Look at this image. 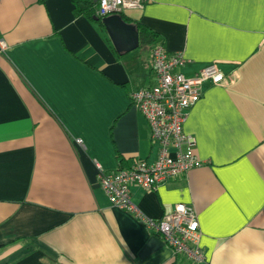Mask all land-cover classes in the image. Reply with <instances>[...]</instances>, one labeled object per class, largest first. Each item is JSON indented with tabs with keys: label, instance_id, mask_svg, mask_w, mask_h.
<instances>
[{
	"label": "crops",
	"instance_id": "obj_1",
	"mask_svg": "<svg viewBox=\"0 0 264 264\" xmlns=\"http://www.w3.org/2000/svg\"><path fill=\"white\" fill-rule=\"evenodd\" d=\"M74 11L0 0V264H192L167 247L141 259L155 234L99 182L158 158L131 102L155 85L156 45L186 77L216 64L226 81L203 85L184 125L203 166L132 200L152 219L192 206L207 264H264V0H145L125 22L156 41L123 53Z\"/></svg>",
	"mask_w": 264,
	"mask_h": 264
},
{
	"label": "built area",
	"instance_id": "obj_2",
	"mask_svg": "<svg viewBox=\"0 0 264 264\" xmlns=\"http://www.w3.org/2000/svg\"><path fill=\"white\" fill-rule=\"evenodd\" d=\"M144 4L145 0H100L98 15H122ZM186 63L182 55L169 54L161 45L154 47L149 66L155 85L134 92L131 102L149 123L152 141L160 148L158 158L153 163L135 161L112 173L101 170L99 182L113 207L134 214L175 256H183L192 264H207L200 246L199 217L192 206L180 203L172 213L152 219L136 207L131 193L132 187L155 191L159 185L203 166L195 151V140L184 131V125L201 99L203 85L223 84L226 77L218 65L210 64L188 78L179 71ZM77 143L81 145L82 141Z\"/></svg>",
	"mask_w": 264,
	"mask_h": 264
},
{
	"label": "water",
	"instance_id": "obj_3",
	"mask_svg": "<svg viewBox=\"0 0 264 264\" xmlns=\"http://www.w3.org/2000/svg\"><path fill=\"white\" fill-rule=\"evenodd\" d=\"M102 23L119 53L132 52L139 48L140 40L137 27L126 23L122 15L103 18ZM164 247V242L158 236L153 235L140 252L139 257L145 259Z\"/></svg>",
	"mask_w": 264,
	"mask_h": 264
},
{
	"label": "trees",
	"instance_id": "obj_4",
	"mask_svg": "<svg viewBox=\"0 0 264 264\" xmlns=\"http://www.w3.org/2000/svg\"><path fill=\"white\" fill-rule=\"evenodd\" d=\"M75 7V16L84 17L93 23L98 24L101 28L105 29L101 18L98 15L100 0H72ZM124 21L130 23V20L122 14ZM138 30L140 35V41L142 45L154 44L156 36L151 33L144 25L138 23Z\"/></svg>",
	"mask_w": 264,
	"mask_h": 264
}]
</instances>
